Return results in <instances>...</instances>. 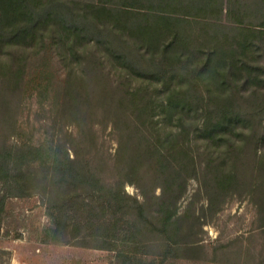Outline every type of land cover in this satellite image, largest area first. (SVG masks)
<instances>
[{
  "label": "trees",
  "instance_id": "trees-1",
  "mask_svg": "<svg viewBox=\"0 0 264 264\" xmlns=\"http://www.w3.org/2000/svg\"><path fill=\"white\" fill-rule=\"evenodd\" d=\"M105 1L121 7L111 8L114 16L122 7L148 9L132 21L146 45L127 42L129 53L123 51L125 28L94 22L86 29L62 0H0V48L12 60L26 59L30 40L54 27L69 35L65 43L72 56L80 52L78 64L93 58L99 66L107 58L123 79L107 75L89 92L75 87L71 69L55 105L60 117L78 119L74 131L65 130L70 141L54 142V135L38 144L0 140L6 187L0 215L7 192L39 186L51 203L54 235L69 238L65 242L88 238L92 247L114 251L115 264L202 260L210 246L201 237L203 226L232 197H250L256 229L264 234V0ZM164 33L167 40L153 43ZM87 47L99 56H87ZM134 80L139 86H126ZM88 114L110 123L116 135L109 163L87 158L79 142L85 127L94 133ZM192 179L196 190L180 212ZM230 247L210 246L209 254L226 258Z\"/></svg>",
  "mask_w": 264,
  "mask_h": 264
},
{
  "label": "rangeland",
  "instance_id": "rangeland-1",
  "mask_svg": "<svg viewBox=\"0 0 264 264\" xmlns=\"http://www.w3.org/2000/svg\"><path fill=\"white\" fill-rule=\"evenodd\" d=\"M62 1L67 3L73 12H79V18L76 19L80 25H85L86 29L87 24L91 26L94 22L98 24L96 26L106 24L107 27L118 23L125 28L126 41L120 42L123 51L129 53L127 42L145 44L144 42L148 41L146 37H139L140 33L132 31L135 30L132 29L133 19L148 9H141L139 5L122 7L124 10L116 12L118 14L114 16L111 8L121 7H110L105 0ZM85 32L81 31L87 37ZM43 35V38L35 37L30 40L33 52H29L26 59L20 57L12 60L9 51L0 48V140L5 139L9 145L38 144L51 135H54V142L57 143L59 140L70 141L65 130L74 131L78 119L73 116L60 117L55 105L59 103L65 87L61 79L71 69H76L73 77L75 87L84 91L90 92V89L97 88L99 84H105L104 78L107 75L110 81L123 80L119 71L113 67L114 64L107 58H104L99 66L93 58L87 57L81 59L78 64L80 52L74 53L73 56L70 54V48L65 43L70 41V37L65 31L60 33L53 27V30L45 29ZM57 39L62 42L53 44ZM164 40H167L165 33L154 39L153 43L159 44ZM77 46L80 48L81 42H78ZM205 47V44L200 45L197 55L202 56ZM85 51L87 56L89 52H92L94 57L100 54L92 47L85 48ZM129 85L139 86L135 80L126 82V86ZM91 117L88 114L86 123L96 124L94 133L85 127L87 133L79 142L87 148V158L98 155L97 157L109 163L108 157L117 147L116 135L111 131L110 123L105 125V120L97 117L91 121ZM104 175L109 176L110 171H106ZM196 187V181L190 180L188 191L179 202L180 212L188 206ZM40 189L44 191V196L40 194ZM124 189L131 195H138V190L133 185L125 184ZM5 191L6 187L0 183V197L6 194ZM46 194L47 192L39 186L37 189L25 187L19 194L7 192L8 196L0 215V264H115L114 251L94 248L91 244L95 242L88 238V243L75 239L65 242L64 240L69 238L54 235L50 229L47 207L51 203ZM200 203L201 199H196V209ZM203 229L201 237L206 245L231 243L228 248L231 255L226 258L213 257L209 254V246L208 255L202 260H168L165 264H264V234L256 229V208L249 196L230 198ZM237 237L241 241L229 242Z\"/></svg>",
  "mask_w": 264,
  "mask_h": 264
}]
</instances>
